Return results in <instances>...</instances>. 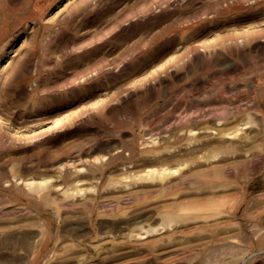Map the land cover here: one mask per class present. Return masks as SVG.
Masks as SVG:
<instances>
[{
	"label": "rangeland",
	"instance_id": "obj_1",
	"mask_svg": "<svg viewBox=\"0 0 264 264\" xmlns=\"http://www.w3.org/2000/svg\"><path fill=\"white\" fill-rule=\"evenodd\" d=\"M0 264H264V0H0Z\"/></svg>",
	"mask_w": 264,
	"mask_h": 264
}]
</instances>
